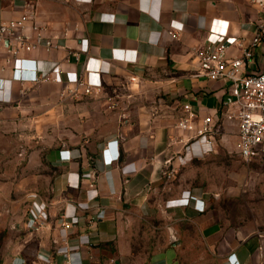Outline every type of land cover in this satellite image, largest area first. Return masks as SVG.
Instances as JSON below:
<instances>
[{"label":"crops","instance_id":"0c3cea01","mask_svg":"<svg viewBox=\"0 0 264 264\" xmlns=\"http://www.w3.org/2000/svg\"><path fill=\"white\" fill-rule=\"evenodd\" d=\"M28 12L60 48L26 56L40 72L58 67L56 81L18 83L0 63V264H232V255L264 264V231L200 213L208 200L173 183L193 161L191 134L177 128L184 105L218 119L229 91L225 81L197 77L198 49L225 42L230 58L241 57L237 41L249 44L264 10L250 0H0V22ZM263 71L264 39L243 72ZM80 79L93 94L62 99ZM237 133L223 122L216 148L235 151ZM15 142L54 144L19 168ZM43 159L53 174L30 180L32 161ZM39 213L47 226L35 232ZM62 216L76 220L68 235ZM142 221L165 223L146 246Z\"/></svg>","mask_w":264,"mask_h":264},{"label":"built area","instance_id":"2783aa9c","mask_svg":"<svg viewBox=\"0 0 264 264\" xmlns=\"http://www.w3.org/2000/svg\"><path fill=\"white\" fill-rule=\"evenodd\" d=\"M264 10V0H250ZM174 37L176 33H171ZM264 39V18L256 26V32L249 44L242 39L237 41L241 48L242 56L230 58L229 43L207 42L198 49L197 56L199 70L197 77L211 81H225L229 84V91L223 101V111L218 119L205 117L199 119L193 112L190 104L184 105L185 115L177 123V128L190 133L185 145L186 151L191 154V159L205 157L215 151L216 138L225 121L236 123L238 133L236 136L235 151L245 162L255 160L264 161V71L256 74L245 75L243 70L247 60L254 57L255 48ZM60 46L53 37L48 36L47 28L36 21L35 12L23 13L18 18L0 22V63L1 67H11L13 82L18 83H46L56 81L51 73L58 66L51 63L46 72H40L37 59L27 56L42 51L51 52ZM27 55V56H26ZM73 57L79 54L72 53ZM28 67L29 71L24 68ZM5 89V81L0 91ZM81 94L90 96L93 89L84 80L80 79L73 84H68L61 92L62 99L79 98ZM181 160V158H180ZM177 171L169 169L167 176L175 177ZM93 218L90 222L93 223ZM76 220L68 221L62 216L61 228L68 235L74 228ZM32 231L38 232L47 226L45 213H39L30 222ZM231 263L237 264L232 258Z\"/></svg>","mask_w":264,"mask_h":264},{"label":"rangeland","instance_id":"374dc122","mask_svg":"<svg viewBox=\"0 0 264 264\" xmlns=\"http://www.w3.org/2000/svg\"><path fill=\"white\" fill-rule=\"evenodd\" d=\"M53 144V142H30L27 145L15 142L13 150L19 157L18 167L29 163V155L33 151L45 146V152L48 153ZM36 163L32 161L30 180L38 177V173L42 171L49 175L53 174L54 169L46 159H43V164ZM21 173L11 176L17 180ZM182 181L185 182V190L203 195L208 200V207H198L200 213L209 211L222 214L225 219L223 225L237 227L248 225L264 231V161L255 160L247 163L232 148L219 145L211 154L194 159L182 167L173 183L181 185ZM184 228L192 229L189 226ZM141 229L148 232L140 239L142 245L146 246L159 238L150 234V230H165V223L142 221ZM2 231L4 229L0 227V235Z\"/></svg>","mask_w":264,"mask_h":264}]
</instances>
